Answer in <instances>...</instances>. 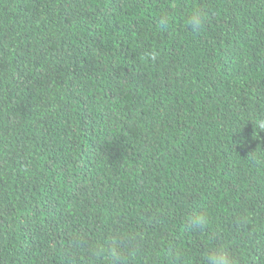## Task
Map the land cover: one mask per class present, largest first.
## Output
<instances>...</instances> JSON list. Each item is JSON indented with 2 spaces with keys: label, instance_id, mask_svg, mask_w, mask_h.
I'll list each match as a JSON object with an SVG mask.
<instances>
[{
  "label": "trees",
  "instance_id": "obj_1",
  "mask_svg": "<svg viewBox=\"0 0 264 264\" xmlns=\"http://www.w3.org/2000/svg\"><path fill=\"white\" fill-rule=\"evenodd\" d=\"M170 2L0 0V264H264V0Z\"/></svg>",
  "mask_w": 264,
  "mask_h": 264
},
{
  "label": "clouds",
  "instance_id": "obj_2",
  "mask_svg": "<svg viewBox=\"0 0 264 264\" xmlns=\"http://www.w3.org/2000/svg\"><path fill=\"white\" fill-rule=\"evenodd\" d=\"M178 7L176 0H171L167 8H162L158 18L157 26L161 29H171L175 24V17L169 10L174 11ZM210 19V13L199 6L191 8L183 17V24L192 34H200L204 31L207 22ZM152 59H155V53L149 54ZM260 127L264 128V121L260 123ZM257 163H264V160L257 159ZM250 217L243 213L236 218V223L239 225L248 224ZM189 223L194 230L200 232H211L215 234L216 225L213 222L212 216L207 212H200L189 217ZM94 255L104 256L107 264H125L128 257L135 256L134 249L129 250L127 257L124 250L119 247L118 241L113 240L107 246L97 245L94 250ZM202 264H239L236 255L231 251L230 246L222 239L218 240L216 245L205 254Z\"/></svg>",
  "mask_w": 264,
  "mask_h": 264
}]
</instances>
